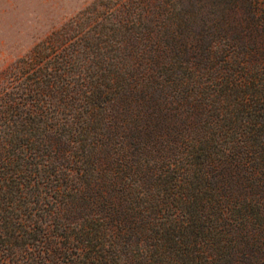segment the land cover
I'll return each instance as SVG.
<instances>
[{
  "label": "trees",
  "instance_id": "obj_1",
  "mask_svg": "<svg viewBox=\"0 0 264 264\" xmlns=\"http://www.w3.org/2000/svg\"><path fill=\"white\" fill-rule=\"evenodd\" d=\"M0 264H264V0H98L19 58Z\"/></svg>",
  "mask_w": 264,
  "mask_h": 264
},
{
  "label": "rangeland",
  "instance_id": "obj_2",
  "mask_svg": "<svg viewBox=\"0 0 264 264\" xmlns=\"http://www.w3.org/2000/svg\"><path fill=\"white\" fill-rule=\"evenodd\" d=\"M96 1L0 0V88L7 84L19 58Z\"/></svg>",
  "mask_w": 264,
  "mask_h": 264
}]
</instances>
